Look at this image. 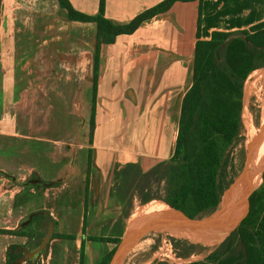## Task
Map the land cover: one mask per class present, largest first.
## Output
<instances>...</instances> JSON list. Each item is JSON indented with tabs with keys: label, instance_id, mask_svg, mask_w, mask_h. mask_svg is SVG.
Here are the masks:
<instances>
[{
	"label": "crops",
	"instance_id": "1",
	"mask_svg": "<svg viewBox=\"0 0 264 264\" xmlns=\"http://www.w3.org/2000/svg\"><path fill=\"white\" fill-rule=\"evenodd\" d=\"M69 1L80 13H100L101 0ZM105 1L106 17L126 25L165 0ZM201 8L204 41L264 22V0L177 2L102 46L95 91V22L70 20L60 0H1L0 230L30 228L44 215L49 264H81L83 246L84 264L103 259L106 246L89 238L121 214L114 196L121 171L137 164L146 172L174 156L194 83ZM142 205L138 218L152 210ZM27 240L0 234V264Z\"/></svg>",
	"mask_w": 264,
	"mask_h": 264
},
{
	"label": "trees",
	"instance_id": "2",
	"mask_svg": "<svg viewBox=\"0 0 264 264\" xmlns=\"http://www.w3.org/2000/svg\"><path fill=\"white\" fill-rule=\"evenodd\" d=\"M192 1L196 0H165L136 17L131 23L119 25L106 17L105 0H101L100 13L97 16L80 13L69 0H60L62 7L68 10L70 20L95 22L98 25L95 91L103 45L115 43L119 36L134 34L145 23L168 12L177 2ZM200 1L203 3L204 0ZM201 26L202 8L194 83L184 99L174 156L146 172L137 164H129L121 171L120 181L114 187V196L122 206L121 214L116 219H108L103 225L100 237L89 238L90 241L104 246L114 243L124 232L127 221L133 214L134 197H138L137 201L143 204L142 209H150L147 203L155 199L164 201L159 211L161 216L177 218V211L189 216L213 214L219 210L225 192L242 172L243 165L237 163L234 151L242 130L246 83L251 74L264 69V22L242 32H215L210 41L202 40ZM94 127L95 105L92 131ZM92 159L90 152V170ZM263 181L264 169L260 182ZM31 187L41 189L40 185ZM41 190L43 192L45 189ZM262 192H254L250 199ZM48 220L44 215H38L31 226L42 221L48 227ZM0 234L18 235L34 240L37 242L35 249L43 245L46 236L43 232L39 233L37 228L29 230V227L20 231L0 230ZM63 237L59 234L52 235L53 239ZM168 238L178 258H190L203 253L199 251V245L172 236ZM14 247L10 248L7 264H15L18 260ZM115 251L107 264H113ZM84 261L83 246L81 264ZM105 261L106 254L98 264H105ZM189 264H264V208L205 259Z\"/></svg>",
	"mask_w": 264,
	"mask_h": 264
},
{
	"label": "rangeland",
	"instance_id": "3",
	"mask_svg": "<svg viewBox=\"0 0 264 264\" xmlns=\"http://www.w3.org/2000/svg\"><path fill=\"white\" fill-rule=\"evenodd\" d=\"M259 73H264V69L258 70L250 75L246 83L244 92V107L242 112V130L236 141V148L234 151V156L237 159L238 164L243 165L242 173L239 175L235 183L231 186L229 190L225 192L222 199V203L218 210L221 211L226 206H228L237 195V193L250 181L254 172L257 169L256 163L258 162V144L264 135V78L255 83V76ZM254 86V94L250 99L248 105H245L247 100L246 89H251ZM251 87V88H250ZM263 119V120H262ZM261 123V124H260ZM260 127H259V126ZM246 126V127H245ZM156 187V186H155ZM25 191L34 190L36 193H42L39 188H32L29 185L24 186ZM154 189V188H153ZM262 192L264 191V181L260 182L255 190ZM31 192V191H30ZM38 197V194L36 195ZM251 200V199H248ZM35 201H39L36 198ZM247 201L246 199H241L238 204H242ZM164 201L160 199L153 200L149 205L150 209L154 207H161ZM139 202H135V209L138 207ZM134 209V211H135ZM28 210H25V220L28 219ZM133 211V213H134ZM140 212L137 211V214ZM132 216V215H131ZM161 216L158 213L156 216H150L149 214H143L139 218L137 223ZM46 218V216H44ZM130 219V218H129ZM128 219V221H129ZM127 221V225L128 222ZM132 224V222H131ZM130 224V225H131ZM45 226L42 221H37V223L32 225L29 230L38 229L39 233L44 232ZM194 235V236H193ZM198 235V236H197ZM170 235L163 236L158 240L153 242H142L138 245L133 246L127 254L126 261L124 264H189L195 261L205 259L210 253H212L221 243V231L214 229L208 232H193L186 233L182 236H172L176 239L187 240L191 244H196L200 246L199 251H203L202 255H193L190 258H178L174 252L172 243L169 240ZM197 236V237H196ZM37 242L34 240H27L26 243L20 246L14 247V252L18 255V260H25L21 264H49L48 257L45 250H42L39 254L28 259L26 257L27 253L34 252L36 249ZM113 246V243L106 245L105 253H107ZM22 248V249H21ZM9 251L6 253L5 259L8 257ZM107 259V257H106ZM106 263V261H105ZM121 259L117 257L114 264H120Z\"/></svg>",
	"mask_w": 264,
	"mask_h": 264
},
{
	"label": "water",
	"instance_id": "4",
	"mask_svg": "<svg viewBox=\"0 0 264 264\" xmlns=\"http://www.w3.org/2000/svg\"><path fill=\"white\" fill-rule=\"evenodd\" d=\"M263 208L264 191L255 198L247 200L224 213H218L217 211L208 215L189 216L175 209L179 213V217L177 218L159 216L139 222L133 226L127 225L124 232L117 238L112 248L106 253L107 259L105 264L111 259L115 250L116 254L113 257V264L117 257L121 259L120 264H124L127 254L133 246L142 242H153L163 236H172L173 233L178 232H208L218 229L221 231V245L228 237L247 221L256 216ZM51 234L52 230L45 238L42 246H47ZM29 256L30 258L34 257L33 252H28L26 257L29 258ZM24 261L23 259H19L15 264H21Z\"/></svg>",
	"mask_w": 264,
	"mask_h": 264
},
{
	"label": "bare ground",
	"instance_id": "5",
	"mask_svg": "<svg viewBox=\"0 0 264 264\" xmlns=\"http://www.w3.org/2000/svg\"><path fill=\"white\" fill-rule=\"evenodd\" d=\"M262 78H264V73L257 74L255 76V83H257ZM253 94H254V86L251 89H248V88L246 89V94L245 95L247 96V100L245 102V105L249 104L250 99L253 96ZM263 112H264V106H263ZM263 115H264V113H263ZM256 165H257V169L254 172V174H253L252 178L250 179V181L237 193V195L234 197L233 201L228 206H226L224 209L219 211L218 213H224L225 211L236 207V205L238 204V202L241 199L248 200L254 194L258 184L260 183L261 175H262V172H263V169H264V135L262 136V138H261V140H260V142L258 144V162L256 163ZM159 211H160V205H159V207L157 206V207L152 208V210L150 211L149 215L150 216H156L159 213ZM138 217H139V213L137 214V212H134L132 214V217H131L132 224L130 226H133V225L137 224V222H138L137 220L139 219ZM186 233H193V232H190V231L178 232V233H173L172 236H182V235H184ZM43 248H45V247L41 246L38 249H36L33 252V256H35L38 253H40L41 249L43 250ZM29 258H30V256H29Z\"/></svg>",
	"mask_w": 264,
	"mask_h": 264
},
{
	"label": "built area",
	"instance_id": "6",
	"mask_svg": "<svg viewBox=\"0 0 264 264\" xmlns=\"http://www.w3.org/2000/svg\"><path fill=\"white\" fill-rule=\"evenodd\" d=\"M4 178L7 179L8 181H10V184L13 182L12 179H10V178H8V177H5V176H4ZM28 259H30V258H28ZM15 263H16V262H15Z\"/></svg>",
	"mask_w": 264,
	"mask_h": 264
}]
</instances>
